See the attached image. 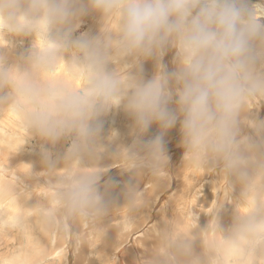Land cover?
Masks as SVG:
<instances>
[{"label": "clouds", "instance_id": "clouds-1", "mask_svg": "<svg viewBox=\"0 0 264 264\" xmlns=\"http://www.w3.org/2000/svg\"><path fill=\"white\" fill-rule=\"evenodd\" d=\"M88 13L99 15V33L74 37ZM12 36L33 42L10 63L3 50ZM170 50L172 71L163 64ZM149 60L156 71L145 79ZM261 105L264 0H0V113L40 142L42 170L30 164V177H43L49 195L31 205L33 218L65 241L81 242L75 228L113 215L134 225L144 204L139 182L167 168L164 136L179 122L183 163L222 174L232 223L225 229L219 214L205 228L166 221L147 264H264V120L252 118ZM120 109L135 139L109 152L116 136L105 137V119ZM153 124L159 133L145 141ZM106 156L133 174L122 204L100 191ZM28 222L21 215L16 227ZM3 264L44 260L25 250Z\"/></svg>", "mask_w": 264, "mask_h": 264}, {"label": "rangeland", "instance_id": "rangeland-1", "mask_svg": "<svg viewBox=\"0 0 264 264\" xmlns=\"http://www.w3.org/2000/svg\"><path fill=\"white\" fill-rule=\"evenodd\" d=\"M253 2L255 3L257 0H253ZM83 20L85 25L93 26L88 29V32L94 31L92 35H97L96 28L99 31L101 27L99 15L96 18L90 17L86 20L83 18ZM76 32L73 34L74 37H79V33H85V30L79 28ZM7 39L9 47L3 51L10 63L15 61L22 53H25L33 42L32 37L12 36ZM174 54V50H170L163 57V64L169 71L174 70L175 67L173 63ZM151 66L153 72L150 76H147L149 74H147V68H144L143 64L142 75L145 79H150L156 71V62H153ZM123 70L127 73L131 69L125 64L121 66V71ZM172 107L174 108L175 105L173 104ZM261 109L264 111L263 107ZM252 115L256 119L261 118L260 109H254ZM113 117H115L114 121ZM122 121L124 122L122 123ZM132 123L131 118L122 109L112 112L105 119V137L111 134L109 130L112 131V128H118L117 130L120 133L122 128H127L131 125L130 132L122 134L124 133L122 129L121 136L118 134L122 140L120 143L115 141L116 138H119L118 136L113 140V142H116V145L110 144L111 148H109V152H113L111 150L113 149L112 146L120 144L129 147L133 144L135 137L132 135ZM110 125H112L111 128ZM179 129L180 125L178 122L164 136L166 152L169 157L167 168L158 177L151 178L145 176L142 179L147 180L146 182L149 183L146 184L144 204L136 214L134 225L127 228L124 225L122 215H113L112 218L97 225L94 229L85 227L84 225L75 228L74 231L79 232L84 237L79 243L74 240L65 241L57 235L58 239L62 240H60L59 244L63 243L64 249L61 263L56 264H147L148 259L157 246L160 227L166 221L175 220L178 224L183 221V224H180L182 227L198 224L200 228H205L209 221L219 214L221 225L225 229L231 225L234 207L230 204L232 202V192L226 187V179L215 169L196 171L183 163L184 148L182 147V134ZM248 129H244L245 134H247ZM108 132L109 134L107 135ZM116 132H113V136H115ZM158 133V125L153 124L143 139L147 141L154 138ZM128 139L129 141H127ZM11 141L15 143H20L18 141H21L23 147L25 146L24 150L29 152V154H40V142H30L26 133L21 129L15 115L11 112H3L0 113V147L7 148V144ZM8 159L12 158L0 154V160H3L5 169L14 171L20 175L21 170L17 169L19 164L13 163L10 165L7 162L5 163ZM20 164L23 165V163ZM103 165L108 167V171L102 176L100 191L103 193L107 189L111 197L122 204V190L125 184L135 182L133 174L121 169L124 165L123 160L113 162L106 156ZM148 178L151 181H148ZM12 187L15 188L16 186L12 185ZM238 195L239 189L237 188L233 192V198ZM17 199H22L23 201L26 199V196L22 193L15 200ZM223 205L224 207L221 209ZM5 209L11 210V208L7 207ZM39 224L41 223L38 219L31 218L26 227L18 228L16 225H6V222L2 221L0 217V264H3L4 261L14 256V252L19 250V247L23 245L21 241L27 233L33 236L31 237V240H34L31 241L33 242V246L37 247L40 243L39 241H43L44 244L46 243L45 246L47 245L46 247L49 248L50 243L48 241L50 240V236L45 234L48 230L46 232L45 230L42 231L41 226L43 225L41 224L40 226ZM46 235H48L49 240L46 239ZM47 248L43 249L39 255L35 252H33V255L45 258L50 252ZM47 261L44 264H50L49 262L51 261Z\"/></svg>", "mask_w": 264, "mask_h": 264}, {"label": "bare ground", "instance_id": "bare-ground-1", "mask_svg": "<svg viewBox=\"0 0 264 264\" xmlns=\"http://www.w3.org/2000/svg\"><path fill=\"white\" fill-rule=\"evenodd\" d=\"M97 15L98 14H96V13H88L87 15L83 16L81 18V24H80V27L79 28L85 30V33H88L89 35L94 34V31L91 32V33L88 32V29L89 28H92L93 26L92 25H89V26L85 25V23H83L84 22L83 18L85 20L87 18H90V17L96 18ZM96 31H97V33H99V31H98L97 28H96ZM81 33H83V32H81ZM81 33H79V34L81 35ZM153 62H155V61L154 60H149V61L144 62V68H147L146 69V72H147V74H149L147 76H150L152 74V72H153L152 66H151V64ZM171 64H172V62H171ZM123 72H124V70H123ZM262 107L264 108V105H261V107L259 108L260 109V113H261V118H259L257 120H264V111L261 109ZM252 118L253 119H256L253 115H252ZM114 120H115V117H113V121ZM123 122L124 121H122V123ZM111 127H112V125H110V128ZM117 129L118 128H116V129H113L112 128V131L109 130V132H111V133L113 131H115V132L117 131L118 132ZM119 129H120V127H119ZM122 129L124 130V133H122V134H126L127 132H130L131 125L129 127H127V128L124 127ZM122 129L120 130V133H121ZM155 130H156V128H155ZM109 132L107 133V135L109 134ZM117 132H116L115 136L116 137L118 136L119 138H116L115 137L116 138L115 141L118 142V143H120L122 141L121 140V137H120L121 134L119 132L118 133ZM247 134L248 135H254V131L249 128ZM122 137H123V135H122ZM127 141H129V139ZM18 142H20V143H15L14 141H11V142H9L7 144V148H1L0 147V154L6 155L7 157L12 158V159L6 160L5 163L7 162V164H10V165H12L13 163L19 164V167H17V169L18 170H21V174L20 175L19 174H16L14 171L7 170L4 167V164L2 162L3 160H0V187H4V186H8V185H11V186L14 185V186H16L15 188L13 187V189H15V190H13V191H7V192H5L3 194H0V214H3V215H0V217H1L2 221H5L6 222V225H9V226H15L17 224L18 217H20L21 215H24L26 218H29V219L33 218V215L34 214L32 212L31 205L36 200L42 199V198H46L49 195V190L43 184H40V183H43L44 182L43 181V177H35V178H33V180L30 177L31 165L33 166V171L34 172H39V171L42 170V166L40 164V154L39 153H30L29 154V152H27V151L24 150V147L25 146L23 147V144L21 143V141H18ZM116 142H113L112 141L111 144L112 145H116ZM119 146H121V145L118 144V146H112L113 149H111V150H113V152H115ZM109 148H111V147L109 146ZM20 163H23V165L20 164ZM146 179H147V177H146ZM146 181L147 180H140L141 183L139 184V188L141 190L144 189V191H145V188L147 186L146 184L149 183V182H146ZM148 181H151V180H149V178H148ZM38 182H40V183H38ZM157 188H158V186H157ZM215 192H216V189H215ZM22 193H24V195L26 196V199L23 200V201H22V199L15 200ZM6 207L7 208H11V210L8 211L7 209H5ZM13 218H16L15 222L13 221ZM39 225L41 226V224H39ZM41 229H42V231L45 230V232L47 230L44 226H41ZM33 232H34V230H33ZM45 234H48L50 236V240H49L48 239V235H46V239H48L49 240L48 242L50 243L49 248L46 247L47 245L45 246L46 243L44 244L43 241H39L40 242L39 243L38 240L36 241V239L34 238L35 241L37 243H39V245L36 248L39 249V253L43 249H45V248L49 249L50 252L48 254L46 253L47 254L46 257L43 258L44 262H46L47 260H50L51 261V262H49L50 264L61 263V261H62V255H63V249L64 248H63V243H61V245L59 243L62 240L60 239L61 240L60 241L58 239V237H57V234L54 233V232L47 231ZM29 236L30 237H33L32 235H30V234L27 233L23 237V239L21 241V242H23V245L24 246L21 245L19 247V250L15 251L14 252V256L13 257H10L9 260L13 259L14 257H18L21 254V252H23L25 250L31 251L32 253L33 252L36 253V251L34 250V247L32 245L33 242L30 243L29 240H28V238H27ZM31 241H34V240H31ZM24 242H25V244H24ZM57 253H59V255H57ZM10 255H11V253H10ZM43 256H45V255H43Z\"/></svg>", "mask_w": 264, "mask_h": 264}, {"label": "snow or ice", "instance_id": "snow-or-ice-1", "mask_svg": "<svg viewBox=\"0 0 264 264\" xmlns=\"http://www.w3.org/2000/svg\"><path fill=\"white\" fill-rule=\"evenodd\" d=\"M15 220H16V218H13V221L15 222ZM28 238V240H29V242L31 243V237L29 236V237H27ZM34 247V250L36 251V254H39V249L38 248H36L35 246H33ZM57 255H59V253H57Z\"/></svg>", "mask_w": 264, "mask_h": 264}]
</instances>
